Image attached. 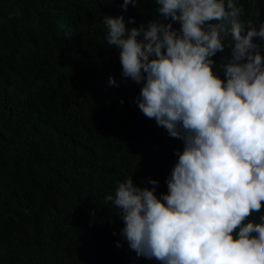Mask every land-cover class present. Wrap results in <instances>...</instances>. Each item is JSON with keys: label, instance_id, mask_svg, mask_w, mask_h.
<instances>
[{"label": "trees", "instance_id": "16d2710c", "mask_svg": "<svg viewBox=\"0 0 264 264\" xmlns=\"http://www.w3.org/2000/svg\"><path fill=\"white\" fill-rule=\"evenodd\" d=\"M235 2L241 21L264 20V0ZM122 3L0 0V264H160L128 247L104 199L131 175L167 192L184 146L140 111V85L105 40L104 15L123 14L128 28L168 19L155 0ZM230 52L212 57L218 68ZM260 219L264 209L245 226Z\"/></svg>", "mask_w": 264, "mask_h": 264}, {"label": "clouds", "instance_id": "9594fccd", "mask_svg": "<svg viewBox=\"0 0 264 264\" xmlns=\"http://www.w3.org/2000/svg\"><path fill=\"white\" fill-rule=\"evenodd\" d=\"M155 2L167 23L158 15L128 28L123 14L104 15L105 40L118 50L121 76L140 85V111L183 150L167 192L157 194L156 179L141 187L131 175L104 199L119 209L120 234L137 257L264 264V219L245 226L264 209V20L241 21L235 0ZM129 4L138 5L123 0L120 8ZM229 46L218 68L212 57ZM107 83L118 86L112 76Z\"/></svg>", "mask_w": 264, "mask_h": 264}]
</instances>
